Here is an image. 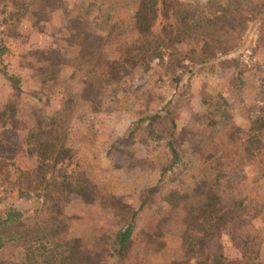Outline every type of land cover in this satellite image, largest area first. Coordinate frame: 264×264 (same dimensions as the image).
<instances>
[{"label": "rangeland", "instance_id": "1", "mask_svg": "<svg viewBox=\"0 0 264 264\" xmlns=\"http://www.w3.org/2000/svg\"><path fill=\"white\" fill-rule=\"evenodd\" d=\"M181 1L207 13L214 1L231 0ZM239 1L257 14L244 31L232 27L220 34L225 54L202 65L184 62L172 71L166 57L156 59L147 70L132 69L114 82L107 61L133 37L136 0H0L1 10H14L21 19L25 12L32 15L30 32L19 31L16 22L11 30H0V49L7 50L0 57V69H6L0 73V111L13 99L20 121L17 129L0 125V172L34 166L26 132L37 135L41 128L46 136L64 138L72 158L61 166L82 172L95 191L91 203L74 196L64 206L57 240L80 238L83 250L106 264H196L183 241V218L197 200L192 191L199 181L230 202L236 215L234 223L212 229L203 252L221 245L230 260L256 258L264 264V47L259 41L264 0ZM55 9L63 12L64 25L48 30L46 20ZM161 23L158 15L154 33ZM79 30L85 33L71 39ZM41 34L53 40L52 47L33 41ZM85 34L104 40L100 51L97 46L94 54L83 53ZM197 45L192 39L180 50ZM51 48L58 56H48ZM50 73L54 80L42 84ZM9 76L19 78V85ZM155 114L151 127L137 124ZM169 141L178 159L161 175L171 162ZM171 191L189 199L167 205L164 197ZM101 197L115 202L103 208ZM116 201L135 212L132 222ZM52 202L51 193H31L5 199L0 210L12 204L22 214L19 225L36 231ZM129 224L123 259L116 260L109 256L111 242ZM0 261L22 264L23 249L4 246Z\"/></svg>", "mask_w": 264, "mask_h": 264}, {"label": "trees", "instance_id": "2", "mask_svg": "<svg viewBox=\"0 0 264 264\" xmlns=\"http://www.w3.org/2000/svg\"><path fill=\"white\" fill-rule=\"evenodd\" d=\"M136 3L131 25L133 37L117 57L107 61L108 74L114 82L120 81L122 76L127 75L132 69L139 68L145 71L153 60H162L164 57L167 58L166 68L169 71L183 68L184 62L193 65L205 64L216 56L225 54L224 41L220 35L222 32H226L232 27L238 29V32L244 31L248 22L252 21L251 19L257 14L247 3L239 0H231L228 4L214 1L211 10L207 13L201 8L181 0H136ZM12 14L8 16V19H13L17 23L19 17L21 19V15L18 17L17 12ZM158 15L161 16L162 23L159 32L154 33L152 27ZM2 21H6V19ZM11 27L13 25H10L7 30H11ZM261 30L259 41L264 47L263 25ZM83 32L79 30L71 39L80 36ZM192 39H197L199 45L180 50L183 44H187ZM103 41L100 36L85 34L83 53L94 54L95 48L98 44H103ZM75 44H78L82 49L81 42ZM97 49L100 51L99 46ZM6 51L2 47L0 57ZM47 54L50 58L53 55L58 56L53 48ZM49 57L46 60L50 65H53L54 62L49 61ZM56 64L58 65V63ZM5 70V68L0 69V73L5 74ZM42 70L46 72L44 69ZM50 74L48 79L42 80V84L47 80H54V75ZM8 80L12 84L15 82L19 85L20 82L19 78L14 76H9ZM17 91H19V87ZM221 103L224 104L225 101L222 100ZM14 104L15 101L10 99L0 111L2 127L10 126V129H17V125H20ZM157 118V114L146 116L140 118L137 124L146 123L145 127L149 128ZM40 130L37 135L26 132V144L32 146L28 148V152L30 155H34V166L30 170L14 167L11 173L0 172V203L5 199L13 198V196L28 197L31 196V193L38 197L43 192L51 193L53 202L50 208L41 215L40 226L36 231L19 225L18 221L22 214L12 204L2 208L0 210V249L6 245L21 247L23 249L22 264H106V262H101L102 258L97 253L85 252L80 238L63 241L56 238L63 228L62 210L71 197L75 196L91 203L96 199V196L82 172L68 168L67 165L61 166L63 161L68 162L72 158L70 149L64 145V138L53 133L46 136L41 128ZM43 136L45 138H42ZM2 138L5 137L2 136ZM168 144L171 162L167 168L161 170V175L166 173L178 159L173 142L169 141ZM192 192L197 200L190 204L185 211L183 241L186 243L188 254L195 255V263L260 264L256 258L241 257L230 260L225 256L221 245H217L211 252H203L212 229L216 226L234 223L236 215L231 203L223 202L216 190L208 186L207 182L198 181ZM188 196L186 194L175 195L171 191L165 195L164 201L167 205L175 207L177 200L186 199ZM112 200L114 201L111 202ZM108 202L114 204L115 198L110 197L109 201V198L101 197L99 204L101 207L107 208ZM115 206L120 208L122 214L125 212L124 215H128L131 222L134 220L135 212L129 206L117 201ZM131 226L132 224H129L125 231H119L114 236L111 242L110 257L115 256L116 260L123 259L124 247L128 241ZM0 264L4 263L0 261Z\"/></svg>", "mask_w": 264, "mask_h": 264}, {"label": "crops", "instance_id": "3", "mask_svg": "<svg viewBox=\"0 0 264 264\" xmlns=\"http://www.w3.org/2000/svg\"><path fill=\"white\" fill-rule=\"evenodd\" d=\"M63 1H65V0H63ZM12 13H15V11L10 10V9L1 10V8H0V16H4V17L0 18V30H2V29L4 30V28H7L10 25H12V23L13 24L15 23V20L8 19L9 15H13ZM23 16H22V19H20V21L17 22L19 25L18 30L19 31L24 30L25 32L26 31L30 32L32 30V21L27 22V20H30L28 18L32 16L31 12L30 11L25 12ZM48 17H49V21H48V18L46 20V26L48 27V30L50 28H54V29L58 30V29L63 27L64 24H63L62 20L64 18V14L61 10L55 9V11H52L51 13H49ZM4 19H6V21L1 22V20H4ZM23 19H24V21H23ZM33 24H34V22H33ZM40 26H41V29L43 31V26L41 24H40ZM36 36L38 39L33 40L34 42H38L39 45H42L45 48L52 47L51 43L53 40L51 38L49 39L48 35L41 34V35H36Z\"/></svg>", "mask_w": 264, "mask_h": 264}]
</instances>
